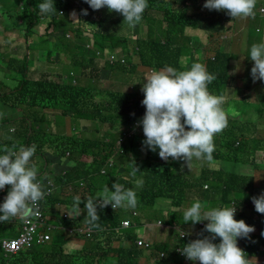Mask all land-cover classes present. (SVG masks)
Returning <instances> with one entry per match:
<instances>
[{"label": "trees", "instance_id": "trees-1", "mask_svg": "<svg viewBox=\"0 0 264 264\" xmlns=\"http://www.w3.org/2000/svg\"><path fill=\"white\" fill-rule=\"evenodd\" d=\"M43 2L44 0H0V26H3L4 31L18 30L25 35L23 49H17L2 33L0 27V36L3 35L5 39L0 43V111L4 117V124H0V136L3 138L0 149L13 145L18 149L20 146L32 144L36 146V153L43 149L40 140L47 138L49 131L44 132L41 125L44 122V115H39L37 110L43 112L47 108L57 109L63 119L68 117L76 122L80 119L88 122L90 126L79 130L77 124L74 128L71 123L68 127L73 133L71 136L57 134L54 137L53 143L63 148V156H73V167L54 179L56 184L62 185L61 192L65 194L64 196L60 194L57 197L52 195L49 197L46 190L50 189V186H41L45 197L40 202L45 203L46 213L53 209L52 202L59 200L65 203L67 195L73 198L79 196L86 200L94 193L102 191L105 186L111 189L114 183L128 189L132 182L139 178L142 187L136 192L137 206L134 209L127 207L113 209L111 205L98 209L100 216V220L97 221L98 228L85 221L87 213L83 210V203L80 207L84 218L79 217L77 220L60 218L59 225L69 229L79 228L82 223H86L94 230L91 237L85 235L79 237L80 241H83L80 249L63 255L62 245L67 243L68 234L64 236L52 234L48 244L35 246L28 255L53 254L55 257L51 261L52 264H186L189 262L188 259L180 255L177 249L182 250L192 241L193 238L188 237L187 229L183 228L186 232L184 237H180L171 229L170 242H160L161 240L155 238H152V242L146 240L150 243L148 248L135 244L139 237L136 229L140 217H148L154 212L153 208L157 201L166 200V206L181 209L185 198L192 194L187 198L191 201L189 207L199 201L202 213L214 208L236 207L234 218L244 220L247 225L255 228L250 238H238L237 246L241 240L238 247L244 251L248 263L250 258L264 259V249L259 251L260 246L264 248V236L261 235L264 232V214L258 213L252 202L253 197L264 194V162H256L257 159L264 161V131L254 130L252 141H261L252 145L251 155L247 152L250 148L249 141L244 135H240L241 143L235 139L230 141L235 132H243L244 128L235 130L233 119L227 117V127L214 137L215 151L212 161L193 158L189 166L183 160L169 158L162 161L158 155V148L151 151L143 144L145 139L142 141L141 137H144V134L139 122L146 109L142 106V100L135 98L137 91H134L146 83L144 78L153 71L163 70L169 66L183 71L188 70L185 63L199 62L210 74L216 76V79L207 86L209 93L225 96L226 90L240 80L231 74L233 66L230 62L238 59L239 52L243 53L242 50L238 52L237 45L240 46L241 40L246 38L249 45L242 63L245 67L238 75L243 77L246 88H254L255 103L252 105L261 108L259 113L264 121V81L258 80V83H254L249 58L251 46L256 44L253 41L254 36H262V27L259 29L257 22L264 21V17L260 18L264 12V0H257L254 16L235 19L225 11H210L204 8L206 0H147L148 7L142 15V24L146 31L140 36H135L132 28L123 23L124 18L121 14L109 12L107 7L93 10L84 0H53L56 11L43 14L39 9V4ZM80 10H87L90 13L83 15ZM100 11L103 16L94 19L95 14ZM189 11L199 12L190 17ZM73 12L79 19L76 22L72 17ZM238 21L242 23L241 27L246 26V32L238 30L237 34L231 37L230 27L224 26ZM42 23L46 24L43 36L45 38L63 32V36L54 46V52L47 54L46 58L55 53L57 57L62 55L68 69L69 67L71 69L69 75L73 72L79 73L81 80L87 79L85 86L78 85L75 79L74 83H57L49 79L32 81L29 78L34 49L44 42L42 38H34V33H38L37 28ZM85 23L93 29L89 31L90 37L80 29ZM6 24L9 27H6ZM124 28L129 31L128 37L119 35ZM187 29L201 30L207 36L209 52L205 58L191 60L188 56V53L193 51L190 44L195 43L186 35ZM69 31L73 34V41L65 38ZM221 34L230 38L218 40ZM89 41L92 51L89 49L86 51L84 48ZM129 43L132 44L131 51L128 50ZM228 49L232 50L230 54L226 52ZM104 50L108 52L120 50L121 58L125 57L116 63L111 61L104 64L110 75H120V78L114 79L128 83L129 74L134 82L140 81V85H132L130 93L112 91L108 88H93V79L87 76L92 75L91 68H94L96 58L94 52L100 53L99 56L102 57ZM54 64L59 65L60 62L50 61L49 67ZM137 66L143 71L137 70ZM137 71L142 72L138 74ZM99 72L98 70L95 72L97 80ZM228 101L223 104V110L231 114L232 110L227 108ZM14 103L25 113L16 130L14 125L4 127L5 124L13 122ZM242 104L248 105L245 99H242ZM68 113L70 115H66ZM134 123L140 126L139 129L125 137L124 133L132 128ZM103 125H110V130L106 132L107 141L99 134V129ZM113 128L118 132H112ZM3 129L5 133L14 137L12 142L6 144ZM74 129L78 131L74 133ZM62 130L63 128L57 133H61ZM121 137L123 139H119ZM119 141L123 142L119 144ZM246 143L248 146L240 147ZM142 148H145L144 157L140 154ZM71 150L76 151V156L75 153L71 154ZM232 152H235L234 158L231 157ZM82 155L88 156L90 162L80 160L79 157ZM46 162L48 164V160ZM226 163L238 166L241 164L243 168L254 170V173L251 171L249 175L246 172L240 174L239 171L226 170L224 166ZM137 168L139 170L133 175ZM195 168H199V174L196 176L192 173ZM79 182H83L82 186L78 185ZM164 213L168 218L164 220L160 217V221L164 220L165 225L181 223L178 218L183 220V214L182 217L176 215L177 218L167 210ZM123 220L129 222L128 228H121ZM206 223L207 221H201L194 224L198 239L210 236L204 231ZM212 242L219 244L221 241L217 237ZM18 256H11L9 260L17 259ZM48 261L50 260L35 261L33 264H46Z\"/></svg>", "mask_w": 264, "mask_h": 264}, {"label": "clouds", "instance_id": "clouds-1", "mask_svg": "<svg viewBox=\"0 0 264 264\" xmlns=\"http://www.w3.org/2000/svg\"><path fill=\"white\" fill-rule=\"evenodd\" d=\"M84 2L93 10L107 7L109 12L121 14L124 18L123 23L130 28L141 22L142 15L148 7L147 0H84ZM256 3L257 0H206L203 7L210 11H225L235 19L254 16ZM39 9L43 14L56 11L53 0H44L39 4ZM87 14V10H83V15ZM72 17L74 21L79 20L75 12L72 13ZM86 48L90 50V46ZM249 58L254 62L251 68L253 81H264V42L251 46ZM144 79L146 80L142 86L144 99L135 96L142 100V106L146 109L139 122L145 137L144 146L151 151L158 148V155L162 161L169 158L183 160L187 166L193 158L212 161L215 151L214 137L227 127V117L223 110L226 98L223 95L210 94L207 87L216 76L210 74L201 63L194 62L188 70L178 71L169 66L163 70L153 71ZM19 109L21 108L14 103V112ZM24 117L23 110L20 118L14 115L12 123L18 122V125L14 126L19 127ZM3 119L0 111V124H4ZM0 152L3 153L0 154V190L10 186L4 202L0 204V222L5 223L17 217L26 218L34 214L39 201L44 199L45 192L37 181L38 169L31 165V159L36 155L35 145L20 146L18 149L15 145L6 146L0 149ZM138 170L135 169L133 175ZM136 186L142 187V182L137 181ZM252 202L255 210L264 214V194L253 197ZM81 203L84 204L83 210L87 213L85 221L98 228L97 221L100 220L98 209L109 205L113 209L120 207L134 209L137 206V198L134 190L124 189L122 185L114 183L111 189L105 186L102 191L96 193L95 198L82 200L79 196L74 197L70 212L76 217L83 211ZM235 213L236 207L214 208L202 213L201 203L199 201L193 203L183 212L185 223L192 222L194 225L207 221L204 231L210 236L192 240L184 246L181 254L188 260L198 261L199 264H248L244 251L237 246V239L250 238L255 228L247 225L244 220H236ZM158 227L163 232V229ZM261 235L264 236V232ZM217 237L221 241L219 244L212 242Z\"/></svg>", "mask_w": 264, "mask_h": 264}, {"label": "rangeland", "instance_id": "rangeland-1", "mask_svg": "<svg viewBox=\"0 0 264 264\" xmlns=\"http://www.w3.org/2000/svg\"><path fill=\"white\" fill-rule=\"evenodd\" d=\"M77 1V0H74ZM264 9V7H263ZM81 12H83V10H80ZM102 11H100V13L95 14L94 19H97L99 16H103ZM199 11H189L188 12V16L192 17L195 14H198ZM88 14L90 12H87ZM87 14V15H88ZM264 17V12L263 15L260 16V18ZM76 22V21H74ZM87 23L83 24L80 29L84 30V34L88 37H90L89 31L93 30L91 29L88 25H86ZM258 27L260 29V27H262V36H254L253 41L256 42V44L264 42V21H258L257 22ZM240 25H242L241 22L238 21V23H234V24H227L226 26H224L225 28L230 27V36L234 37V35L237 34L238 30L244 31L246 32V26L241 27ZM254 26V25H253ZM1 27V31L2 33H4L6 35V38L9 40V42H12L14 45V48L17 49H23V44L25 42V35L22 34L20 31L18 30H9V31H4L3 26ZM6 27H9L8 24H6ZM38 33H34V38H42L44 42H42L41 44H38L36 46V48L34 49V54H33V58H31L33 60V63L31 65V68L29 70V78H31L32 81H38L39 79H49V81L52 82H57V83H74V79L76 80V83L78 85L81 86H85L86 85V80H81L79 73H75L73 72L72 75H69V69H68V65L66 63V60H63L64 57L62 55H59V57H57V53L53 54L50 58H46L47 54L54 52V46H56L57 41H59V39H61V37L63 36V32H58L56 34H54V36L52 37H48L45 38L43 36H45V31H46V24L42 23L38 28ZM133 33L135 34V36H140L141 33H144L146 31V27L142 24V20L141 22L136 25L134 28H132ZM93 32V31H91ZM72 32L69 31L65 34V38L67 40L73 41L72 39ZM119 35L122 36H127L129 35V31L126 30V28L122 29L119 33ZM186 35H188L193 42L195 43V45L190 44L191 48L193 51H191L190 53H188V56L191 57V60H194V58L197 59H202L203 57L205 58L208 55V41H207V36L204 34L203 31L201 30H193V29H187L186 30ZM229 36H226L224 34H221L218 37V40H227L229 39ZM134 40V39H132ZM5 39L3 38V35L0 36V43L4 42ZM241 45L238 46V52L239 50H242L243 53L240 54V52L238 53V59L236 60H232L230 62V64H232L233 69L231 70V74L234 77L239 78V82H234L232 84V86H230L227 90H226V101H228L227 103V108L229 110H232L231 114H228L225 110V114L226 117L228 118H232L233 119V126L234 129H239V128H244L243 132H235L234 135L232 136V138L230 139V141H233L234 139L237 142L241 143L242 138L240 137V135H244L247 140L249 141V149L247 150V152L249 154H253V148L252 145L255 144L256 142H260V141H252V137H253V132L254 130H258V131H264V121H263V117H261L259 111H261V108H257L256 105H252L255 102V93H254V88L253 87H249L246 88V85L244 86V79L242 76L238 75L241 72L244 71V65H242V63L244 62V53L246 52V49L248 48V41L246 38H243L241 40ZM90 46V50L92 51L93 49L91 48V42H86V44L84 45V48L86 49V51H88V49L86 48V46ZM129 47L128 50L131 51L132 49V44L129 43ZM84 50V49H83ZM120 50H114L113 52H108L104 50V54L102 55V57L99 56L100 53H95L96 58H95V64H94V68H91V72L92 75H88L87 77L92 78L93 79V88H108L112 91H121V92H127L130 93V88L132 89V85L137 84L140 85V81L134 82L130 75H128L129 81L128 83L126 82H122L119 79H114V78H120L119 74H111L109 73V71H107V69L104 68V64L106 62H117L120 59H125L121 58ZM232 50L228 49L226 52L230 54ZM87 57L88 54H86ZM212 58V57H211ZM52 61L54 63L60 62L59 65H52L49 67V62ZM133 61H136V58L133 59ZM250 65L253 67L254 66V62L250 61ZM97 64V65H96ZM186 66V68H190L191 64L185 63L184 64ZM140 67L137 66V70L140 71ZM96 70H100L99 72V78L97 80V78L95 77V72ZM142 70V69H141ZM60 71V73H59ZM143 71V70H142ZM141 71V72H142ZM138 72L137 73H141ZM150 75V74H148ZM254 83H258V80L255 81ZM235 87H240L239 89H235ZM13 88V87H11ZM9 90V88H7ZM134 91H137L138 96H140L143 100V92H142V87L134 89ZM17 95V93H16ZM242 99H245V101L247 102L248 105L244 106L242 104ZM241 102V103H240ZM225 104V103H224ZM38 114L44 115V122L41 124L43 125V129L44 132L45 131H49L47 138H42V141L40 140V143H42L43 145V149L39 150L37 152L38 156L35 155L32 157L31 159V165H34L37 169H38V177H37V181L40 182L41 186H48L47 183L48 181H52L56 179V177H59L60 174L63 171H70L73 167V163H72V157H64V152H63V148L57 147L56 144L53 143V139L54 137L58 134L59 136H71L73 133H71L69 130L70 128H68L70 126V124L72 123L73 126L75 124H77V127L79 128V130H83L85 128H88L90 126V124L86 121H82V120H77L78 122L74 121L71 118L65 117V119H63L61 117V113L59 110L57 109H51V108H47L45 109L43 112H41L40 110H37ZM1 115L2 112H1ZM14 115L17 118H20L22 116V110H16L14 112ZM66 115H70L69 113ZM10 125H18V122H14V123H7L4 125V127H9ZM67 125V126H66ZM15 128H17V126H14ZM139 125H137L136 123H134L132 128H129L127 130V132L124 133L125 137H128L129 135H132V133L134 131H136L137 129H139ZM63 128V130L61 131V133H57V131L61 130ZM75 128V126H74ZM245 129H248L245 131ZM110 130V125H103L100 127L99 129V134L103 136L104 141L108 140V137L106 136V132ZM78 130L74 129V133L77 132ZM4 132V140L7 143H10L14 140V137L9 135L8 133H5V130L3 129ZM112 132L116 133L118 132L115 128L112 129ZM2 133V130H1ZM38 137V135L36 136V138ZM142 141L145 139L144 137H141ZM119 139H123V137L119 138ZM118 139V140H119ZM125 140V139H124ZM123 140V141H124ZM3 141V138L0 136V142ZM46 141V142H45ZM122 141V142H123ZM121 141H119L118 143H122ZM118 145V144H116ZM241 145V144H240ZM244 146H248L247 143L241 145L240 147H244ZM75 153L74 156H76V151L73 152L71 150V154ZM140 154L141 156L144 157L145 154V148H142L140 150ZM235 152L231 153V157L234 158ZM80 160L86 161V163L90 162V158L86 155H82L81 157H79ZM260 158V157H259ZM67 159V160H66ZM46 160H48V164L46 162ZM112 161V160H111ZM110 161V163H111ZM256 162L258 163H263V160L257 159ZM226 170H235V171H239L240 174L241 173H247L249 175H251V171L252 174L254 173V170H249L247 168H243V165L240 164V166H238L237 164L234 163H226L225 165ZM123 168V167H122ZM192 173L194 176L199 174V168H195L192 170ZM137 181H140L139 179H135L132 182V185L128 188V189H132L136 192H139L141 190V187H137L136 183ZM83 182H79V186H82ZM56 189L52 190L51 195L52 196H58V195H65L63 192H61V184H56ZM51 188V187H50ZM10 191V186H6L5 189L0 190V204H2L4 202L5 197L7 196L8 192ZM54 193V194H53ZM63 193V194H62ZM96 193H94L92 195L93 198H95ZM192 195V194H191ZM191 195H189L188 197H190ZM68 197L65 198V207L62 208L63 211L58 215L57 213V217L62 216L63 213H68L69 217L68 219H73V220H77V218H84L83 215H80L78 217H76L75 215H73L70 212V206L73 203V197L70 195H67ZM187 197V198H188ZM194 197V196H193ZM192 197V199H193ZM187 198H185V201L183 202L181 209H174L171 206H166V200H159L157 201L156 205L154 206L153 210L154 212L148 216V217H140L139 221H138V227H137V234H138V239L142 240H150L152 242V238H155L156 240H161L160 242H164V241H171V229L174 232H179V231H184L183 228L187 229L188 233V237L193 238L192 240L198 239L196 237V230H195V225L192 224V222H188L185 223V221H183L182 219L178 218V217H182L183 212L189 208V203H191V201H188ZM59 201V200H57ZM53 211L56 210V202L53 203ZM58 208L57 210L61 209V205L58 204ZM152 210V211H153ZM169 211L171 215H177L176 217L181 220L180 222H176L175 224H169L166 225V227L163 229V232L161 231V229L156 225L157 221H160V217L164 218V220H166L168 217L166 215V213H164L165 211ZM182 210V211H180ZM151 211V212H152ZM82 213V212H81ZM175 213V214H173ZM46 216L48 217H52L49 214H47ZM18 218V222L14 223L12 221L9 222H5L1 225L0 227V240L2 241L3 239H10V238H15L18 236L19 234V229L20 226L22 225L23 219L24 218ZM183 218V217H182ZM160 221L163 224V221ZM132 221V219H131ZM53 224L57 227L52 234L53 235H59V236H64L66 234V231L64 232H60L59 227L57 226V218L54 219ZM182 224H184V226H182ZM146 225V226H145ZM145 226V227H144ZM4 230V231H3ZM184 233L186 234V232L184 231ZM70 237H72V235H69ZM52 243V242H50ZM241 244V240L238 241V246H240ZM261 247L259 248V251H261ZM65 253H70L71 251L68 250L69 246L67 244H65L63 246ZM179 254H181V249L178 248L177 249ZM30 250H24L22 252V254H20L18 256L17 259H13L11 258L9 260L10 264H33L35 261H37L38 259H44V260H54V255L53 254H46V255H41L39 254L38 256H29ZM1 256L4 257V254L1 253ZM250 263L248 264H252L255 261H258L256 258H250ZM189 262H187L186 264H198V262H193L191 260H188ZM52 263V262H51Z\"/></svg>", "mask_w": 264, "mask_h": 264}, {"label": "built area", "instance_id": "built-area-1", "mask_svg": "<svg viewBox=\"0 0 264 264\" xmlns=\"http://www.w3.org/2000/svg\"><path fill=\"white\" fill-rule=\"evenodd\" d=\"M40 183V182H39ZM47 185L51 188L46 190V195L51 196L52 190L56 189L55 182L48 181ZM59 203L56 202V210L58 208ZM45 203H41L39 201L38 209L34 211V214L29 215L28 217L23 219L22 225L19 229V234L15 238L10 239H3L0 240V264H10L9 258L11 256H18L22 254L24 250H32L37 245H42L48 242L52 238V232L57 228L53 222L54 218L46 216L47 213L45 212ZM58 211V210H57ZM59 215V214H58ZM60 217V216H59ZM68 213H63L62 218L68 219ZM57 217V226L59 230L61 229L58 223ZM157 225L160 226L162 229L166 227V225L162 224L160 221L157 222ZM122 228L129 227L128 221H123L121 223ZM69 233L72 234H80L85 235L86 237H91L94 233V230L88 226L86 223L82 224L79 228H72L67 229ZM180 237H184V233L182 231L178 232ZM137 246H145L148 248L150 246L149 242H146L142 239H137L135 241ZM1 253L4 254V257L1 256ZM252 264H264V261H256Z\"/></svg>", "mask_w": 264, "mask_h": 264}, {"label": "crops", "instance_id": "crops-1", "mask_svg": "<svg viewBox=\"0 0 264 264\" xmlns=\"http://www.w3.org/2000/svg\"><path fill=\"white\" fill-rule=\"evenodd\" d=\"M36 155L38 156V154L36 153ZM57 203H59L60 205H61V209L60 210H50V212H48L47 214H49L50 216H52V218H54L53 216H57V213L58 214H60L62 211H63V209L62 208H64L65 207V204L63 203V202H61V201H57ZM57 217H55L54 219H56ZM60 218H62V216H60V217H58V220L60 219ZM71 220H73V219H71ZM12 222H14V223H17L18 222V218H14V219H12L11 220ZM3 223L2 222H0V227H1V225H2ZM82 224H84V223H82ZM81 224V225H82ZM60 227H61V229H60V232H64V231H66V233L68 234V241H67V245L69 246V248H68V250H70L71 252L70 253H65V251H64V248H63V246L65 245H62V253H63V255H69V254H71L74 250H78V249H80L82 246H83V241H80V238L79 237H82L83 235H80V234H72V233H69L68 231H67V229H69V228H67V227H64V226H62V225H60ZM81 227V226H80ZM70 229H72V228H70ZM74 229H76V228H74ZM69 235H72V237H70ZM75 240H78V241H75ZM46 244H48V242H46L44 245H46ZM46 254H49V253H42L41 255H46ZM39 254H37V255H30V256H33V257H35V256H38ZM37 261H45L44 259H38ZM52 260H50V261H48L46 264H49L50 262H51ZM50 264H52V263H50Z\"/></svg>", "mask_w": 264, "mask_h": 264}]
</instances>
